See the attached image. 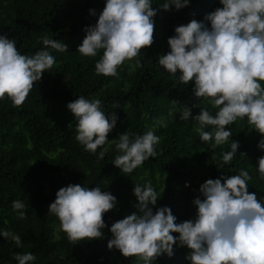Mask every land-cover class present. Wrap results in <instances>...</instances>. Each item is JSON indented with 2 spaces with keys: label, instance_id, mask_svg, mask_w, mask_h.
<instances>
[{
  "label": "trees",
  "instance_id": "trees-1",
  "mask_svg": "<svg viewBox=\"0 0 264 264\" xmlns=\"http://www.w3.org/2000/svg\"><path fill=\"white\" fill-rule=\"evenodd\" d=\"M151 2L157 12L153 45L126 61L117 76L105 77L95 73L102 51L95 57L78 53L85 29L97 23L105 0H0V35L14 39L23 55L47 50L56 61L34 84L22 106L13 107L7 98L0 100V233L10 234L0 235V264H18L15 254L28 252L36 257L31 264H141L136 257L125 258L119 250L108 248L111 225L136 211V184L151 182L158 194L153 210L170 207L178 223L195 218L192 201L200 185L208 179L237 175L242 169L253 177L249 192L264 203V180L257 170L258 159L264 156L258 148L260 134L249 128L246 118L238 119L228 126L229 142L212 149L195 131L194 117L201 109L213 115L216 110L195 97L194 83L180 84L178 77L158 63L159 56L170 51L167 41L175 28L193 18L202 21L207 13L222 7L220 0H190L179 11L174 7L164 11L161 6L166 0ZM45 34L66 44L67 51L45 48L41 41ZM137 59L142 66L133 69ZM80 96L99 99L105 115L118 116L103 160H99L102 148L93 154L75 139L77 122L67 105ZM186 106L192 115L182 120L180 113ZM150 129L160 138L156 157L130 174L122 173L113 164L119 153L112 141H118L122 133L131 132L134 138ZM205 130L211 132L212 127ZM233 141L240 147L233 160L224 164L221 154L231 151ZM70 184L99 186L116 197V207L104 214L106 227L100 239L71 243L60 230L58 218L48 214L58 190ZM16 200L25 208L14 210ZM15 235L21 238L19 247ZM188 251L176 245L171 258L163 255L153 264H190L185 259Z\"/></svg>",
  "mask_w": 264,
  "mask_h": 264
},
{
  "label": "clouds",
  "instance_id": "clouds-1",
  "mask_svg": "<svg viewBox=\"0 0 264 264\" xmlns=\"http://www.w3.org/2000/svg\"><path fill=\"white\" fill-rule=\"evenodd\" d=\"M189 3L166 0L161 8L179 11ZM220 4L222 7L207 13L202 21L193 18L177 26L175 35L167 41L170 51L161 54L158 63L172 77H178L180 84L194 83L195 97L216 110L213 115L201 109L194 117L195 131L202 142H210L212 149L227 144L232 136L228 126L246 118L249 128L262 137L258 148L264 151V0H220ZM90 14L95 16V10ZM156 15L151 0H105L97 23L85 29L78 53L95 57L102 51L95 73L115 77L126 61L153 45ZM41 41L45 48L67 51L66 44L46 34ZM55 62L47 50L23 55L14 39L0 35V100L7 98L13 107L22 106L34 84ZM141 66L137 59L132 67ZM67 108L77 122L75 139L93 154L102 148L99 160H103L109 150L104 146H111L108 135L116 127L118 116L105 115L99 99L84 96ZM180 115L182 120H189L191 109L186 106ZM159 126L166 125L159 122ZM209 126L211 132L205 130ZM159 142L152 129L134 138L131 132L122 133L118 141H112L119 153L113 164L130 174L156 157ZM230 147L231 151L221 154L224 164L233 160L239 142H231ZM257 170L264 180V156L258 159ZM252 179L242 169L237 175L206 180L192 201L197 210L195 218L179 223L170 207L153 210L158 194L151 182L136 184V211L111 225L108 248L119 250L125 258L136 257L141 264H153L163 255L171 258L176 245L189 250L185 259L190 264H264V203L249 192ZM116 205V197L99 186L70 184L58 190L48 214L58 218L69 242L77 243L100 239L106 227L104 214ZM12 207L19 211L25 204L16 200ZM0 235L10 234L3 231ZM13 240L21 246L19 235ZM14 259L18 264H31L36 257L28 252L15 254Z\"/></svg>",
  "mask_w": 264,
  "mask_h": 264
}]
</instances>
